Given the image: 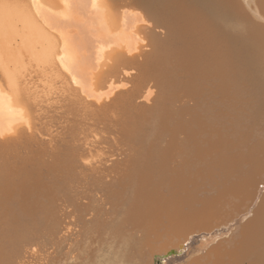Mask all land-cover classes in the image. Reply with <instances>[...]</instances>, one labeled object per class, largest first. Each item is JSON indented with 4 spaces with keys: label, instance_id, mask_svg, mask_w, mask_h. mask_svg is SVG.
<instances>
[{
    "label": "bare ground",
    "instance_id": "6f19581e",
    "mask_svg": "<svg viewBox=\"0 0 264 264\" xmlns=\"http://www.w3.org/2000/svg\"><path fill=\"white\" fill-rule=\"evenodd\" d=\"M86 1L107 37L130 28L125 45L96 47L87 80L71 70L66 34L49 30L67 0H0V264H30L39 254L29 244L41 235L54 242L63 220L79 218L64 219L72 210L107 199L124 209L117 235L131 247L93 264H162L196 234L205 253L183 264H264V194L251 198L264 177V0ZM163 21L172 37L154 29ZM154 85L155 102L136 101ZM139 138L140 151L125 147ZM226 145L223 156L214 152ZM153 177L160 185L146 197ZM250 204L260 212L203 240L201 231ZM103 221L85 228L87 245H105ZM34 223L40 234L26 228ZM235 246V257H221ZM81 256L86 264L92 249Z\"/></svg>",
    "mask_w": 264,
    "mask_h": 264
},
{
    "label": "rangeland",
    "instance_id": "374dc122",
    "mask_svg": "<svg viewBox=\"0 0 264 264\" xmlns=\"http://www.w3.org/2000/svg\"><path fill=\"white\" fill-rule=\"evenodd\" d=\"M81 1L79 2L78 0H67L68 3L66 4L67 6H65L66 15L64 17H61L60 19L58 18V22H56L55 25L53 23L54 27L51 24L52 26L49 27V30L53 31L54 33H56L58 30L59 31L62 30L61 32H64V34L67 35V36L65 35L64 37H66L67 42L73 48L74 59H75L71 63V70L74 71V66H75L77 74L80 78H85L86 76L89 78L90 68L92 69L95 63L96 47L103 43L106 44L107 41H110L109 45H112V47L114 46L116 47L118 44L125 45L124 41L128 40L127 35H130L129 32L130 28L128 25L129 22L127 21L125 24H123L121 31L113 34L110 33L109 36L107 37L106 34L103 32V30L100 29L101 27L100 18H99V16H101L99 14L100 11L97 10V12H94L93 10H90L87 6V1L86 0H81ZM241 1L243 3L250 2V0H241ZM256 18L258 19V17ZM147 22L148 25L152 23L151 20H147ZM164 24L162 23L161 25H154V29L158 33L160 34L162 33V35H166V36L170 35V37H172V33L169 34L167 30L168 25L165 22ZM55 26L58 28L56 29ZM189 26L190 25L185 27L188 28ZM129 46L130 44H128V46L126 45L125 47L129 48ZM261 48H264V45H262ZM232 59L233 58L227 59L225 60V62L228 63ZM248 65L249 63L248 60L246 59L239 61L238 63V69L240 70L239 75L241 74L242 71H246L248 69L249 67ZM149 92L150 95H148L147 98L145 96H141L140 98H137L136 101L146 104H151L161 96L159 85L151 86L149 88ZM83 93L87 94L86 90H84ZM105 93L107 94V92ZM245 100H249V97L245 98ZM195 102H196L195 98H189L185 100V103L187 105L193 104ZM220 135H222V133H220ZM161 146L162 143L158 145V149H160ZM125 147L135 148L136 150L140 151V138L137 140H132V139L127 140L125 143ZM225 149H228V145H226L225 148L217 147L216 149H214L215 150L214 152L220 153L223 156ZM163 153L166 156L167 153L166 154L165 152ZM163 153L161 152V155H163ZM113 157L117 158L116 155H114ZM108 160H110V158H108ZM144 181L148 183L146 186L149 189L146 194V197H148V195H152L154 191L151 188L155 186V183L156 185H160V181L151 184V182H154V177L152 179L151 178L144 179ZM253 183L255 185V188H254V194L251 196L252 199L255 198V195L257 196V192H259L261 196L264 194V177L254 180L252 184ZM133 191H134V186H133ZM95 196L98 197L99 200L105 198V195L103 193H97L95 194ZM131 197L132 196L124 195L122 200L125 201L126 199H130L131 201H133L140 199V196H136V195L133 196V198ZM251 205L252 204H250L246 208L239 210L236 213V215L232 218L233 220L231 219L232 221L231 220L226 221V223H228L227 225L223 227H218L216 228V230L208 229L206 231H201L200 233L203 234V240L209 239L210 243H212V241L220 237L219 235L223 237L226 234H228L232 229L242 225L243 222L245 223L248 219H250L251 212L253 213V215L258 214L260 211L256 209L257 206H251ZM41 209L42 210L48 209V207L44 204L42 207L39 208V210ZM133 212L134 210H131L130 214ZM122 213H124V209H119L117 203L112 202L110 199H107L103 203L101 209L90 210L87 212L78 209L72 210V212L69 213L68 216H65L64 219L68 221L72 219L74 216L76 217L77 215L79 216V218L76 217L75 218L76 220L73 223L70 221L64 222L63 220V224H62L63 228L61 232H59L57 235L55 234V237L50 238L54 242L51 241L52 243H50L44 237H42L43 235H41L40 236L41 240L38 239L36 243L29 244L28 247L29 251L39 254L38 257L30 264H43V263L44 264H78L79 262L84 261V258L81 256V253L88 249H92L93 256L91 259L88 260L86 264H93L94 259L99 255L100 257H102L109 254L112 257H115L117 255L116 252L118 249L126 250L127 248L131 247L130 244L129 245L123 244L124 240H126L125 237H120L119 235H117V233H119L121 230L120 227L126 222V220L117 221V219ZM38 216L43 218L45 217L50 218L48 215H44L43 213L38 214ZM89 219H93L91 221V224H88ZM103 219L109 221L108 223L109 227L105 225L104 227L106 228L105 232L104 230H102V232L100 233V236L108 234V238L104 241L105 245L96 246L97 244L96 241H92L87 245L86 243L87 239L85 238L88 236L85 234L84 231L85 228L88 227V225L94 226L101 221L104 222ZM95 220H97L98 222H96ZM128 222L133 223V220H128ZM99 227L101 228V225ZM225 227L228 229L226 230ZM26 228L30 229V231L34 234H40V230L42 229L41 227L38 228L37 223H34V225L30 227L26 226ZM206 232L210 233V235L208 234L206 235ZM43 234H46V232L44 231ZM136 234H138V232H136ZM60 236H63V238H60ZM199 238H200L199 234H196V235H192V237L190 238H187L185 242H179L177 244L176 254L168 256L166 258L167 260L164 263L162 262V264H174V263L183 264L184 261L192 253L193 255L196 256L203 255L205 252H202L201 250H196V246L198 242L197 240H199ZM85 244L87 245L86 248H84ZM237 249H238L237 246H235V248L233 247L232 249L228 250L226 254L221 255V257L229 258L232 254L235 253ZM187 254L188 256L187 258H185V255ZM232 256L235 257L234 255ZM126 257L128 258V256ZM117 258H120V255L117 256ZM223 259L221 260L222 262ZM232 264H238V263H232ZM242 264H249V263L244 262Z\"/></svg>",
    "mask_w": 264,
    "mask_h": 264
},
{
    "label": "snow or ice",
    "instance_id": "6c2138e0",
    "mask_svg": "<svg viewBox=\"0 0 264 264\" xmlns=\"http://www.w3.org/2000/svg\"><path fill=\"white\" fill-rule=\"evenodd\" d=\"M85 163H88L87 161H85Z\"/></svg>",
    "mask_w": 264,
    "mask_h": 264
}]
</instances>
